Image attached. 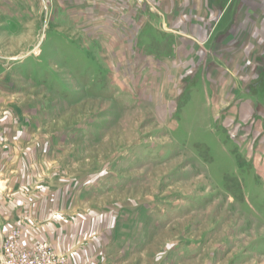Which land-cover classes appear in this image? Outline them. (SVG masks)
Returning a JSON list of instances; mask_svg holds the SVG:
<instances>
[{
  "label": "rangeland",
  "instance_id": "rangeland-1",
  "mask_svg": "<svg viewBox=\"0 0 264 264\" xmlns=\"http://www.w3.org/2000/svg\"><path fill=\"white\" fill-rule=\"evenodd\" d=\"M80 1L0 0V233L50 243L49 213L82 264H264L262 47L223 58L197 0Z\"/></svg>",
  "mask_w": 264,
  "mask_h": 264
},
{
  "label": "crops",
  "instance_id": "crops-1",
  "mask_svg": "<svg viewBox=\"0 0 264 264\" xmlns=\"http://www.w3.org/2000/svg\"><path fill=\"white\" fill-rule=\"evenodd\" d=\"M92 1L94 3L95 2L98 3V0L96 1L81 0L80 2L72 3V8L78 9L80 3L82 2L92 3ZM194 3L195 4L191 6L192 9L223 10L224 11L222 15L220 16V18L214 20L211 23V27L207 28L208 30H206L207 35H208V40H210L212 37V40H213L212 45L215 43L217 39H220L219 41H224V39L227 41L228 37L240 36V39H239V41L241 42L240 45L237 46L236 43L235 44L231 43V45L226 47L227 44H225L224 52L221 55L223 58H233V59L237 58V56L242 52L246 43H248L249 41H254L255 43H258L257 48L262 47L261 53L258 52V54L254 55V57L252 58V62L255 64V66L248 68L247 73L248 72L253 73V70L258 67V64H261L259 65V70H257L256 72L258 73V75L260 74V78L264 76V67H263L264 61L261 62L259 60V57L263 56L262 53H264V50H263L264 49V0H205V1L197 0V1H194ZM167 6L169 5H165V6L162 5L163 11L164 10L168 11ZM100 7L99 6L94 7V8L89 7V9L93 8L92 10L95 11V10L100 9ZM165 7L167 9H165ZM169 7H172L171 10H174V12L180 9L178 4L172 5ZM231 10H234V11L230 12ZM165 13L167 12H163V14ZM159 14H161V16L163 17V14L161 12H159ZM165 15L167 18L169 16V13ZM85 19L86 18H84V20ZM197 22L200 25L199 20ZM201 24L203 23L201 22ZM218 27L220 31L216 32V29ZM259 44H261L262 46ZM215 46H216V43H215ZM214 48L210 47L212 51ZM208 58H210V56H208ZM250 69H252V71ZM224 70H225L224 79L227 80L233 74L231 70V66H228L225 64ZM205 82L208 83V85L210 86L211 92H212L211 98H209V101H212L215 105H219L220 98L218 96V93L216 92L217 91L215 88L216 83L212 82L210 78L207 79ZM237 97L231 99V101L226 104V106H229V108L232 109V112L230 114L227 115V112H226L225 116H222V114H218L214 116L216 119L221 120L222 121L221 123H224L225 120L227 121L228 119L227 117H232L233 119H235L234 118L235 112L237 110H235V107L233 105H237L238 107L239 106L241 107V106H244L245 104L250 106L254 103L253 101L248 102L249 99L246 97V98H238L239 101H238V104H236L234 103L235 102L234 100H236ZM237 112H239V109ZM51 216L52 214L48 213L47 215L41 217V220H39L38 222V226H40L43 230L42 235L44 233H48L50 235L49 240L52 239L51 242L54 245V247L59 252H61L60 254H63L68 258V261L70 264H82V260H84V258L82 257L84 255V252L81 249H78V252L76 253L77 249H75V247L81 243L80 240L76 241L78 239H76L72 235L69 239L70 235H67L65 231V229H67L66 227H72L71 229L70 228L67 229V231L69 232V234L72 233L76 235L77 229L74 228L73 224L66 225V222L64 221L60 223L59 221H56L55 218H51ZM28 221L31 222L30 220ZM0 230H2L1 227H0ZM51 233H54V234H51ZM43 237L44 236H41V237L37 236L38 239H41ZM22 238H23V243H26V244L34 243V237L32 235L26 234L25 230H23ZM62 239H64L63 242L61 241ZM73 257L75 258L74 261L72 259Z\"/></svg>",
  "mask_w": 264,
  "mask_h": 264
},
{
  "label": "built area",
  "instance_id": "built-area-1",
  "mask_svg": "<svg viewBox=\"0 0 264 264\" xmlns=\"http://www.w3.org/2000/svg\"><path fill=\"white\" fill-rule=\"evenodd\" d=\"M0 264H69V261L47 241L26 247L21 241V231L13 228L5 235L0 234Z\"/></svg>",
  "mask_w": 264,
  "mask_h": 264
}]
</instances>
